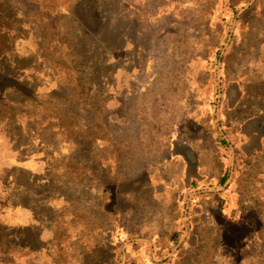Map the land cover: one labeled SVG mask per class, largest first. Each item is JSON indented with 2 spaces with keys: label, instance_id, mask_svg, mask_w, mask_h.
<instances>
[{
  "label": "rangeland",
  "instance_id": "1",
  "mask_svg": "<svg viewBox=\"0 0 264 264\" xmlns=\"http://www.w3.org/2000/svg\"><path fill=\"white\" fill-rule=\"evenodd\" d=\"M186 69L185 136L230 175L264 111V0H0V264H264V155L227 221L167 164L158 74Z\"/></svg>",
  "mask_w": 264,
  "mask_h": 264
},
{
  "label": "crops",
  "instance_id": "2",
  "mask_svg": "<svg viewBox=\"0 0 264 264\" xmlns=\"http://www.w3.org/2000/svg\"><path fill=\"white\" fill-rule=\"evenodd\" d=\"M160 76L161 75L158 74V84L161 85H158L157 88L163 94V96L159 97L161 102L159 103V108L164 110L163 117L168 116L166 121L172 123V131L169 135L171 138L169 150L167 151L166 155L169 158L167 164H170L175 168L169 169L171 170L172 174L175 173L177 176L182 178V187L186 188L187 186H195L199 184L198 187H204L202 189L212 192H219L221 197L225 199L221 200V203L223 204V201H225L224 207L226 210H223L224 212L219 213V216H216L215 219L216 221H218L219 218L220 220L227 221L229 214L228 211H230L229 206L234 205L232 203L235 201L237 193L238 197H241L242 200L246 199L244 187L250 180L249 175L252 172L253 166L259 164L261 160L260 158L264 155V111L250 115L247 118H242L240 123L238 154L240 153L241 157L244 159L247 158L248 164H246L245 167L240 166V168L244 167L241 170L238 167V169L230 172L229 175L228 164L233 161V153L229 157H223L221 150L214 148L210 149L209 147H206L205 137L199 136L197 139H195L185 136L187 132L183 127L186 120L191 119L195 124H204L203 120H197V111H194L193 107L191 108L190 105V103L195 102L198 92L195 75H193V78L195 79L196 85L193 86L190 85L191 79L187 69L184 73L181 72L179 74V77L181 78H170L172 79V86L170 85V80H164V83L162 84L159 80ZM164 77H167V75ZM240 94L241 90L239 89L238 85L234 84L228 87L227 95L229 99V105L232 110H237L239 108L245 109V106L242 104L243 101H240ZM187 104H189V106ZM172 111L173 114L171 116ZM185 147H190L196 153L195 163L190 164L182 156L181 152ZM235 155H237V151ZM235 175H240V182L236 191L233 189L234 186L231 185L230 181ZM260 175L261 174L258 175V178ZM224 176H226V179L224 183H221V180ZM179 177H174V179L176 178L174 181L179 182ZM257 194L258 198L261 197L259 189L258 193H256V196ZM247 213H245L244 216H246ZM262 218L263 215L260 213L254 215V219L256 221H260Z\"/></svg>",
  "mask_w": 264,
  "mask_h": 264
},
{
  "label": "water",
  "instance_id": "3",
  "mask_svg": "<svg viewBox=\"0 0 264 264\" xmlns=\"http://www.w3.org/2000/svg\"><path fill=\"white\" fill-rule=\"evenodd\" d=\"M181 154L190 164L195 163L196 153L190 147H185Z\"/></svg>",
  "mask_w": 264,
  "mask_h": 264
},
{
  "label": "trees",
  "instance_id": "4",
  "mask_svg": "<svg viewBox=\"0 0 264 264\" xmlns=\"http://www.w3.org/2000/svg\"><path fill=\"white\" fill-rule=\"evenodd\" d=\"M33 90H34V89H33ZM225 179H226V176L223 177V179L221 180V183H224ZM188 187H193V186H187L186 188H188ZM229 225H231V230H236V229H238V226L236 225L235 222H232V223H230ZM168 259H169V258H168ZM168 259H165V260H168Z\"/></svg>",
  "mask_w": 264,
  "mask_h": 264
},
{
  "label": "built area",
  "instance_id": "5",
  "mask_svg": "<svg viewBox=\"0 0 264 264\" xmlns=\"http://www.w3.org/2000/svg\"><path fill=\"white\" fill-rule=\"evenodd\" d=\"M228 147L230 148V150H232V149H233V147H232L230 144L228 145Z\"/></svg>",
  "mask_w": 264,
  "mask_h": 264
}]
</instances>
